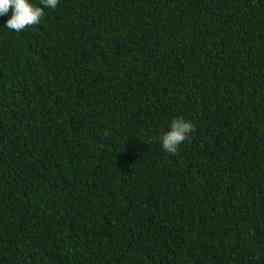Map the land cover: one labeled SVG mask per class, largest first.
Here are the masks:
<instances>
[{"label":"trees","instance_id":"1","mask_svg":"<svg viewBox=\"0 0 264 264\" xmlns=\"http://www.w3.org/2000/svg\"><path fill=\"white\" fill-rule=\"evenodd\" d=\"M0 264H264V0H0Z\"/></svg>","mask_w":264,"mask_h":264}]
</instances>
